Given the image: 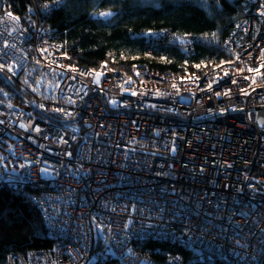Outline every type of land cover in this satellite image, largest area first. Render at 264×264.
I'll return each instance as SVG.
<instances>
[{
  "label": "built area",
  "instance_id": "obj_1",
  "mask_svg": "<svg viewBox=\"0 0 264 264\" xmlns=\"http://www.w3.org/2000/svg\"><path fill=\"white\" fill-rule=\"evenodd\" d=\"M63 2L21 22L0 0V187L32 188L57 242L8 264H184L145 248L156 239L209 263L264 264V128L250 109L264 106V0L236 18L226 59L131 75L71 65L44 23ZM154 37L146 57L165 39L189 56L197 41Z\"/></svg>",
  "mask_w": 264,
  "mask_h": 264
},
{
  "label": "trees",
  "instance_id": "obj_2",
  "mask_svg": "<svg viewBox=\"0 0 264 264\" xmlns=\"http://www.w3.org/2000/svg\"><path fill=\"white\" fill-rule=\"evenodd\" d=\"M6 1L14 17L26 22L33 9L49 0ZM247 5L248 0H64L45 16L44 23L62 44L61 53L69 57L72 66L106 67L131 75L132 66L141 65L158 72L181 73L192 71L193 64H213L228 57L221 44ZM101 13L111 15L102 17ZM162 30L195 36L190 56L165 39L146 57L145 47L154 44V34ZM0 85L7 87L1 77ZM34 193L28 187H0V264H8L11 254L49 252L57 244L32 201ZM145 248L180 254L184 264H228L217 259L209 263L201 254L168 241H147Z\"/></svg>",
  "mask_w": 264,
  "mask_h": 264
},
{
  "label": "snow or ice",
  "instance_id": "obj_3",
  "mask_svg": "<svg viewBox=\"0 0 264 264\" xmlns=\"http://www.w3.org/2000/svg\"><path fill=\"white\" fill-rule=\"evenodd\" d=\"M8 15L11 16L12 14H11V13H8ZM100 15H102V16H109V15H111V13H101ZM261 15H264V12H262ZM14 19H19V18H18V17H15ZM213 35H215V34H213ZM13 47H14V45H13ZM262 58H264V52H262ZM237 59H239V57H237ZM222 63H223V62H222ZM227 63H234V61H228ZM105 66H106V65H102V67H105ZM4 67H5L4 65L0 64V70H3ZM260 67H264V64H262ZM7 70H8L9 72H11V71H12V66H8ZM72 70H73V71H76L75 68H73ZM239 71H243V69H240ZM248 71H250V72H252V71L259 72L260 69H259V68H256V69L249 68ZM81 75H85V73H81ZM100 75H102V73H100V72H96V73H95V76L97 77V82H98V78H99ZM225 75H228L227 71H225ZM244 79H249V77H244ZM232 82H233V83H236L235 80H233ZM253 83H255L254 80H253ZM209 87H211V85H209ZM241 91H242V92H245L244 89H241ZM245 94H247V93L245 92ZM57 111H62V110H61V109H57ZM37 130H38V129H37ZM21 167H23V165H21Z\"/></svg>",
  "mask_w": 264,
  "mask_h": 264
},
{
  "label": "water",
  "instance_id": "obj_4",
  "mask_svg": "<svg viewBox=\"0 0 264 264\" xmlns=\"http://www.w3.org/2000/svg\"><path fill=\"white\" fill-rule=\"evenodd\" d=\"M251 110H256V125L264 128V106L250 107Z\"/></svg>",
  "mask_w": 264,
  "mask_h": 264
},
{
  "label": "rangeland",
  "instance_id": "obj_5",
  "mask_svg": "<svg viewBox=\"0 0 264 264\" xmlns=\"http://www.w3.org/2000/svg\"><path fill=\"white\" fill-rule=\"evenodd\" d=\"M104 17V16H103ZM190 56V55H189ZM145 57V56H144ZM207 64L208 63H205V62H202L201 64H193L192 65V70H197V69H200V68H202V67H206L207 66ZM210 64H212V63H210ZM210 64H208V66L210 65ZM206 65V66H205ZM254 245H256V244H254ZM220 261H222V260H220ZM224 261V260H223ZM226 262V261H225ZM228 263V262H227ZM229 264V263H228Z\"/></svg>",
  "mask_w": 264,
  "mask_h": 264
},
{
  "label": "bare ground",
  "instance_id": "obj_6",
  "mask_svg": "<svg viewBox=\"0 0 264 264\" xmlns=\"http://www.w3.org/2000/svg\"><path fill=\"white\" fill-rule=\"evenodd\" d=\"M256 111V110H255ZM256 115H257V112H256Z\"/></svg>",
  "mask_w": 264,
  "mask_h": 264
}]
</instances>
